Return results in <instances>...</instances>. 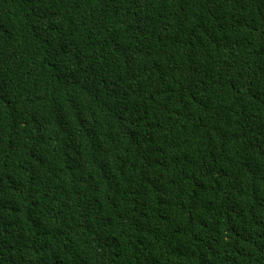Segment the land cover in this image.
<instances>
[{"label": "trees", "instance_id": "obj_1", "mask_svg": "<svg viewBox=\"0 0 264 264\" xmlns=\"http://www.w3.org/2000/svg\"><path fill=\"white\" fill-rule=\"evenodd\" d=\"M0 264H264V0H0Z\"/></svg>", "mask_w": 264, "mask_h": 264}]
</instances>
